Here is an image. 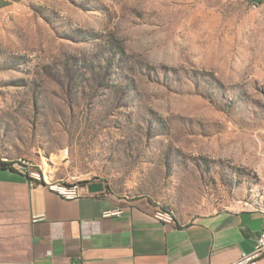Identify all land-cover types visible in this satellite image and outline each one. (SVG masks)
<instances>
[{"label": "rangeland", "instance_id": "374dc122", "mask_svg": "<svg viewBox=\"0 0 264 264\" xmlns=\"http://www.w3.org/2000/svg\"><path fill=\"white\" fill-rule=\"evenodd\" d=\"M0 159L180 222L264 207V3L0 0Z\"/></svg>", "mask_w": 264, "mask_h": 264}, {"label": "crops", "instance_id": "0c3cea01", "mask_svg": "<svg viewBox=\"0 0 264 264\" xmlns=\"http://www.w3.org/2000/svg\"><path fill=\"white\" fill-rule=\"evenodd\" d=\"M51 185L57 183L20 165L0 168V264H237L264 227V207L180 222L147 197L83 185L80 196L68 199ZM115 209L123 212L106 215Z\"/></svg>", "mask_w": 264, "mask_h": 264}, {"label": "built area", "instance_id": "2783aa9c", "mask_svg": "<svg viewBox=\"0 0 264 264\" xmlns=\"http://www.w3.org/2000/svg\"><path fill=\"white\" fill-rule=\"evenodd\" d=\"M29 176L35 177L37 179L40 178L37 177L34 173L32 174L29 173ZM50 187L62 197L70 199V198H77L78 196H80L81 193L80 191L83 185H80L78 183H72L70 185L57 183V185H51ZM122 212H123L122 209H115L113 211L106 212V215L120 214ZM263 256H264V227L256 237L253 250L249 253H244L241 257V260H239L237 264H258L259 259ZM2 264H24V263H2Z\"/></svg>", "mask_w": 264, "mask_h": 264}, {"label": "trees", "instance_id": "16d2710c", "mask_svg": "<svg viewBox=\"0 0 264 264\" xmlns=\"http://www.w3.org/2000/svg\"><path fill=\"white\" fill-rule=\"evenodd\" d=\"M0 168L13 169V165L9 161H5V160L0 159Z\"/></svg>", "mask_w": 264, "mask_h": 264}, {"label": "water", "instance_id": "95a60500", "mask_svg": "<svg viewBox=\"0 0 264 264\" xmlns=\"http://www.w3.org/2000/svg\"><path fill=\"white\" fill-rule=\"evenodd\" d=\"M88 188H89V190H91V191H95V190H101V189H102V186H100V185H96V184H90V185L88 186Z\"/></svg>", "mask_w": 264, "mask_h": 264}, {"label": "bare ground", "instance_id": "6f19581e", "mask_svg": "<svg viewBox=\"0 0 264 264\" xmlns=\"http://www.w3.org/2000/svg\"><path fill=\"white\" fill-rule=\"evenodd\" d=\"M160 214H161V213H160ZM163 214L169 215L168 213H163Z\"/></svg>", "mask_w": 264, "mask_h": 264}]
</instances>
